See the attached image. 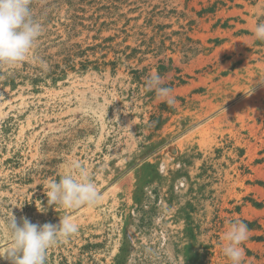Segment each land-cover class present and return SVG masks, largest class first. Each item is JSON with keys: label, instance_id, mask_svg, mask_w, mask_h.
<instances>
[{"label": "rangeland", "instance_id": "obj_1", "mask_svg": "<svg viewBox=\"0 0 264 264\" xmlns=\"http://www.w3.org/2000/svg\"><path fill=\"white\" fill-rule=\"evenodd\" d=\"M29 7L41 35L0 63V255L14 215L78 225L45 264H231L224 236L242 221V264H264V0ZM81 168L96 202L49 206L48 184Z\"/></svg>", "mask_w": 264, "mask_h": 264}, {"label": "clouds", "instance_id": "obj_2", "mask_svg": "<svg viewBox=\"0 0 264 264\" xmlns=\"http://www.w3.org/2000/svg\"><path fill=\"white\" fill-rule=\"evenodd\" d=\"M30 2L0 0V63L15 65L23 62L41 35L42 26L33 19ZM253 36L255 40L264 42V22L255 25ZM146 85L169 106L175 105L172 89L159 73H152ZM76 167L80 168L79 165ZM45 194L49 206L61 205L66 208L95 203L99 195L96 185L82 168L78 174L70 173L61 176L58 181H51ZM38 210L46 211L43 207ZM7 228L9 246L0 258L9 259L11 264H45L47 250L62 238H68L78 231V225L67 218H60L58 225H37L25 217L18 224L14 215L8 218ZM248 231L245 223L236 221L225 233L227 243L223 253L231 264H242L244 252L241 245L248 238Z\"/></svg>", "mask_w": 264, "mask_h": 264}]
</instances>
